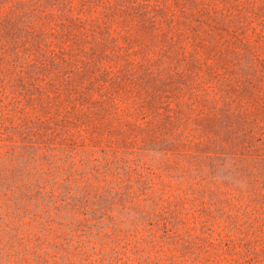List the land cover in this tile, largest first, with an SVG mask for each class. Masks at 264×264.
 <instances>
[{"label": "rangeland", "instance_id": "374dc122", "mask_svg": "<svg viewBox=\"0 0 264 264\" xmlns=\"http://www.w3.org/2000/svg\"><path fill=\"white\" fill-rule=\"evenodd\" d=\"M74 32L86 40L58 27L51 47L58 60H79L78 68L40 72L33 82L43 92L30 93L44 101L25 104V114L63 121L65 137L77 144L136 151L139 170L152 173L146 181L159 193V218L166 198L168 210L177 212L178 203L190 227L165 232L159 225L156 244L146 237L138 247L146 234L129 237L133 262L55 264H264V0H167L157 22L130 14L109 19L98 10L83 14ZM93 32L111 38L95 41ZM11 38L27 42L28 54L39 53L28 36ZM23 83L35 87L16 82ZM170 117L185 145H160V121L169 126ZM164 147L170 154L159 152ZM175 151L249 159L234 174L228 161L204 158L205 192L191 196L184 193L195 175L180 183L183 158Z\"/></svg>", "mask_w": 264, "mask_h": 264}, {"label": "trees", "instance_id": "16d2710c", "mask_svg": "<svg viewBox=\"0 0 264 264\" xmlns=\"http://www.w3.org/2000/svg\"><path fill=\"white\" fill-rule=\"evenodd\" d=\"M166 2L0 0V8H8L6 14L0 11V64L9 67L0 70V262H133L127 255L129 237L138 239L141 233L146 234L136 240L134 247H138L146 237L156 244L159 225L165 232L180 230L183 225H189V229L185 212H179L178 203L175 204L178 213L170 212L166 198L159 218V193L146 181L152 173L146 176L139 170L136 151L77 144L75 139L65 137L69 134L68 124L56 118L42 120L27 116L24 107L44 101L42 94L35 98L30 93L31 89L43 92L33 82L40 79V72L52 67L73 71L79 66V60L64 57L58 60L54 56L51 46L58 39V27L74 35L82 15L98 10L109 19L130 14L157 22L159 3ZM13 32L28 36L31 46L39 53L28 54L27 42L22 46L17 44L11 38ZM75 35L81 41L86 40L83 32ZM101 35L111 38L98 32H93L92 37L96 41ZM45 56H49L51 64ZM18 80L35 87L30 88L26 83L18 86ZM177 124L172 117L168 119L169 126L160 121L161 146L185 145V138L174 131L178 130ZM57 136L63 137L57 140ZM159 152L166 156L171 150L164 147ZM173 154L183 158L175 175L180 183L188 184V176L195 175L190 190L184 193L191 196L205 192L201 175L206 170L204 158L228 161L229 171L234 174L249 159V156L222 152L175 151ZM232 185L238 186L237 191L245 192L240 182ZM177 198L180 202L182 196Z\"/></svg>", "mask_w": 264, "mask_h": 264}]
</instances>
